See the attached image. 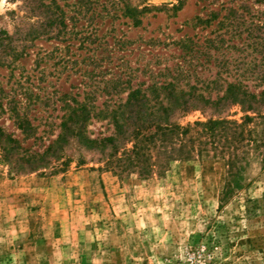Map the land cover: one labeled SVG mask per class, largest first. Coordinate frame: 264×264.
<instances>
[{"label": "rangeland", "instance_id": "rangeland-1", "mask_svg": "<svg viewBox=\"0 0 264 264\" xmlns=\"http://www.w3.org/2000/svg\"><path fill=\"white\" fill-rule=\"evenodd\" d=\"M179 1L131 0L138 7ZM46 6L63 10L65 28L28 35L47 20ZM88 8L87 0H7L0 11V30L22 51L0 66V127L18 145L13 160L0 150V264H264L263 151L247 132L202 143L195 125L218 117L239 123L238 105L176 112L173 119L190 130L176 146L192 148L188 155L168 159L169 143L158 140L148 146V160L131 166L121 144L87 148L71 137L46 164H24L55 139L63 99L92 97L100 104L125 97L129 87L171 78L211 98L235 77L254 89L259 68L242 76L237 68L259 61L253 39L245 37L263 36L264 1L183 0L176 16L149 12L139 27ZM229 9L240 15V35L223 18ZM196 16L212 21L197 24ZM251 23L258 26L250 30ZM184 39L193 42L189 53ZM0 57L11 60L7 48ZM13 105L29 118L31 132L18 128ZM112 131L107 119L86 126L92 138ZM233 176L240 188L224 196Z\"/></svg>", "mask_w": 264, "mask_h": 264}, {"label": "trees", "instance_id": "trees-1", "mask_svg": "<svg viewBox=\"0 0 264 264\" xmlns=\"http://www.w3.org/2000/svg\"><path fill=\"white\" fill-rule=\"evenodd\" d=\"M264 1V0H259ZM89 4L88 10L92 15L103 14L105 18L110 20H123V23L130 24L133 27H139L142 23L143 17L149 12L171 11L172 16H176V12L182 7L183 0H180L177 5L168 7L162 6H148L144 5L138 7L133 5L131 0H104L100 3L99 0H87ZM100 7V10L97 8ZM50 15L46 21L40 23L38 29L31 28L28 35L33 37L38 36L40 31L49 34L53 26L61 25L65 28L64 12L58 6H46ZM55 9V11H54ZM51 10V11H50ZM229 26H233L229 31L240 35L241 30L237 29L240 15L236 14V10L229 9L227 14L223 16ZM236 20V21H235ZM212 17L202 18L196 16L194 22L197 24L209 23ZM261 23V29L264 31V20L258 21ZM254 30L258 23H251ZM248 28V27H246ZM253 32V31H252ZM246 39L252 38V45L255 51H259V61L251 63L244 69L240 70L238 76L245 75L248 71L251 74L257 73V86L251 89L249 85L242 81V79L235 77L231 81H226L224 92L215 98L205 97L199 93L194 94L195 86H188V91L177 85L174 78L169 81H162L157 84L152 82L146 87L137 85L129 87L125 97L109 98L100 104H96L92 97H84L79 100L75 97L70 99H63L62 107L63 114L60 116L57 124L59 131L55 137L41 152H34L28 154L24 159L25 166H40L46 164L51 157L58 156L62 151L63 146L69 141L71 137H76L78 142L87 148H105L107 146L115 148H122V153L128 164L131 166L141 161H146L150 158L148 146L155 145L158 140L161 142H168L170 149L167 151V158L171 159L176 152L178 155L190 154V150H185L186 145L180 144L176 146V140L182 142L184 136L188 134L189 126L183 127L179 125L174 119L176 112L185 113L190 109H195L197 106H209L211 108H218L224 103L240 106L244 112L241 122L228 120L225 118H208L206 121L195 122L196 126H200V133L205 137L202 143H207L208 139L225 136L229 138L228 134L237 137L242 136L244 132L250 136L249 140L253 142L256 149L263 151L262 163L264 167V32L263 36L257 41V36L252 35L250 31L247 32ZM13 36L8 34L5 30H0V48L8 49L11 60L7 61L0 57V66L9 64L22 55V51H18L17 46L13 44ZM211 42V40H209ZM181 45L186 49V53L191 52L193 42L189 39L182 40ZM243 58V57H242ZM239 63V62H238ZM118 81L113 82L112 87L116 86ZM10 110L14 117L18 128L24 133L31 132L34 128L25 113H19L18 107L13 105ZM249 113H252L250 115ZM93 118L107 119L112 125L113 131L108 136L101 138H92L86 133V126ZM249 125H252L250 127ZM0 137L6 141L7 145H2L0 150L4 153V157L13 160L14 152L18 148L17 141L10 135H5L0 127ZM133 140L134 143L131 149H126L125 144ZM235 140V138H234ZM183 155V156H184ZM235 156V155H234ZM233 162V159H230ZM235 175V174H233ZM240 184L237 177H232L228 183V188L224 196L232 193L233 190L239 189Z\"/></svg>", "mask_w": 264, "mask_h": 264}, {"label": "clouds", "instance_id": "clouds-1", "mask_svg": "<svg viewBox=\"0 0 264 264\" xmlns=\"http://www.w3.org/2000/svg\"><path fill=\"white\" fill-rule=\"evenodd\" d=\"M7 3V0H0V11H3V6ZM8 7H15V5H8Z\"/></svg>", "mask_w": 264, "mask_h": 264}]
</instances>
